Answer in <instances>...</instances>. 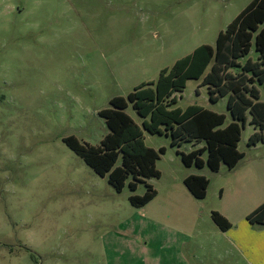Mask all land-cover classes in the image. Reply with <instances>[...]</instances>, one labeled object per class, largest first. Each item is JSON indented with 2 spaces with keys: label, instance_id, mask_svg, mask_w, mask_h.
<instances>
[{
  "label": "rangeland",
  "instance_id": "374dc122",
  "mask_svg": "<svg viewBox=\"0 0 264 264\" xmlns=\"http://www.w3.org/2000/svg\"><path fill=\"white\" fill-rule=\"evenodd\" d=\"M251 1L0 0V264H164L162 241L220 232L210 213L247 201L253 192L239 191L247 186L240 167L264 156V141L247 144L248 122L237 145L241 166L217 172L186 167L177 154L204 141L171 146L169 135L144 131L145 145L165 153L156 161L160 177L145 179L157 194L140 208L128 197L143 195L145 183L132 191L127 179L116 192L63 139L99 145L108 128L98 112L111 98L154 83L198 46H214ZM175 95L173 108L198 104L225 114L224 125L232 121L227 97L210 102L201 80ZM125 112L141 126L130 105ZM191 174L209 180L203 199L183 183ZM249 183L261 188L264 174Z\"/></svg>",
  "mask_w": 264,
  "mask_h": 264
},
{
  "label": "trees",
  "instance_id": "16d2710c",
  "mask_svg": "<svg viewBox=\"0 0 264 264\" xmlns=\"http://www.w3.org/2000/svg\"><path fill=\"white\" fill-rule=\"evenodd\" d=\"M252 51L257 54L255 60L249 57ZM241 58H246L243 65L239 62ZM237 69L240 71L234 74L232 71ZM189 79L201 80L212 103L226 96V109L232 121L224 125L225 114L198 104L173 108L177 102L175 94L182 92ZM260 87L264 88V0H252L218 33L214 46H198L171 67L160 70L154 83H142L125 97L111 98L109 107L98 112L108 128L99 145L81 143L74 136L64 138L63 142L98 176H107L116 192L122 191L127 179L129 189L134 191L145 179L160 177L156 161L165 148L156 151L147 147L144 131L169 135L171 146L204 141L202 147L188 153L177 151L186 167L206 165L217 172L224 164L232 169L243 158L237 145L247 122L255 130L247 144L254 146L264 141V101L260 100ZM129 105L143 119L141 126L125 112ZM203 153H207L205 160L201 157ZM183 183L194 198L206 196L209 180L205 176L188 175ZM145 187L143 195L128 197L133 207H143L156 196L151 185L145 183ZM210 217L221 231L231 227L216 211ZM246 220L251 225H264V203L250 212Z\"/></svg>",
  "mask_w": 264,
  "mask_h": 264
},
{
  "label": "crops",
  "instance_id": "0c3cea01",
  "mask_svg": "<svg viewBox=\"0 0 264 264\" xmlns=\"http://www.w3.org/2000/svg\"><path fill=\"white\" fill-rule=\"evenodd\" d=\"M244 158L245 155L232 169L241 166ZM259 159L260 162L248 160L247 164L240 167L241 177L245 182L247 179V186L244 184L239 191L253 192L247 195V201L238 205L233 203L229 210L222 208V211H218L231 227L227 231H221L215 225L220 232L212 237L187 236V239L173 244L162 241L160 251L164 264H264V225H249L246 220L250 212L264 203V185L258 188L249 183L254 175L261 177L264 174V156L259 155ZM223 193L221 188L220 198ZM238 211L240 215L236 220L233 217Z\"/></svg>",
  "mask_w": 264,
  "mask_h": 264
}]
</instances>
